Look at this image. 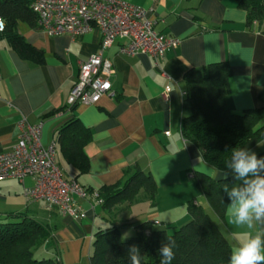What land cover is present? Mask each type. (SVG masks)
<instances>
[{
    "label": "crops",
    "instance_id": "0c3cea01",
    "mask_svg": "<svg viewBox=\"0 0 264 264\" xmlns=\"http://www.w3.org/2000/svg\"><path fill=\"white\" fill-rule=\"evenodd\" d=\"M123 1L144 8L155 31L180 42L159 61L144 54H118L116 45L111 46L104 55L113 65L116 96H103L94 104L70 108L67 98L80 62L98 51V30L75 37L49 35L19 22L15 32L40 51L27 58L0 34V153L12 149L20 119L42 121L41 143H55V163L65 180L98 191L121 181L126 171L150 173L156 185L153 206L144 199L120 204L114 211L116 224L147 220L154 228L179 226L189 220L186 204L194 200L214 217L232 249L248 232L230 223L225 213L222 220L213 215L195 184L196 172L213 178V168L181 135L185 111L180 93L189 69L226 61L231 70L226 97L230 111L264 106L259 100L264 89V23L247 24L246 12L234 0ZM166 86L171 91L165 101L161 94ZM70 119H78L90 133L84 147L88 166L82 173L65 161L55 136ZM223 176L216 170L214 179ZM32 184L29 177L23 182L0 180V216L21 215L50 228L51 237L37 251L39 256H56L61 264H90L94 233L110 224L100 202L92 196L78 199L84 216L75 218L44 202L28 201L24 190Z\"/></svg>",
    "mask_w": 264,
    "mask_h": 264
},
{
    "label": "trees",
    "instance_id": "16d2710c",
    "mask_svg": "<svg viewBox=\"0 0 264 264\" xmlns=\"http://www.w3.org/2000/svg\"><path fill=\"white\" fill-rule=\"evenodd\" d=\"M31 0H0V16L6 36L14 50L22 57L40 55V51L28 44L16 32L19 22L36 27V17L29 8ZM236 6L246 12V23H264V0H234ZM264 33V29H262ZM41 62V59H40ZM230 66L226 61L191 68L183 76L186 95L182 100L185 115L182 117V137L200 151L202 161L213 169L227 173L214 179L204 173L194 174L195 184L207 206L218 219L224 217L230 202L224 192L240 183L234 178L226 162L236 147L254 149L264 144V106L233 113L227 106L230 93ZM264 103V89L259 94ZM72 108V107H71ZM62 156L80 173L87 170L88 161L84 147L90 141V133L78 119H70L55 134ZM264 157V149L256 152ZM102 209L106 212L109 226L94 233L90 264H130V246L139 247L141 264H160L158 250L167 239L175 241V256L171 264H228L231 248L205 209L190 200L186 204L189 220L180 226L154 228L152 222L138 221L135 234L127 240L120 237V225L116 224V206L146 199L153 206L156 185L149 172L136 169L126 171L118 183L102 186L98 191ZM156 223V221H155ZM169 229V230H167ZM51 230L25 216H0V264H61L58 257H36L43 244L50 239Z\"/></svg>",
    "mask_w": 264,
    "mask_h": 264
},
{
    "label": "built area",
    "instance_id": "2783aa9c",
    "mask_svg": "<svg viewBox=\"0 0 264 264\" xmlns=\"http://www.w3.org/2000/svg\"><path fill=\"white\" fill-rule=\"evenodd\" d=\"M29 8L36 17V27L49 35L67 33L75 37L93 29L101 34L98 51L79 64L76 82L67 98L70 108L94 104L103 96H116L111 84L113 65L104 55L111 46L116 45L118 54H144L159 61L180 42L176 36L155 31L144 8L123 0H31ZM3 28L0 16V32ZM170 91V86L164 88L161 96L165 101ZM180 94L184 97L186 90ZM17 127L19 133L12 149L0 153V180L16 178L23 182L26 177L31 178L32 186L24 190L28 201L44 202L75 218L84 216L78 199L92 196L101 202L97 191L63 179L55 163V143H41L42 121L29 123L22 118Z\"/></svg>",
    "mask_w": 264,
    "mask_h": 264
},
{
    "label": "clouds",
    "instance_id": "9594fccd",
    "mask_svg": "<svg viewBox=\"0 0 264 264\" xmlns=\"http://www.w3.org/2000/svg\"><path fill=\"white\" fill-rule=\"evenodd\" d=\"M226 168L236 181L230 189L225 186L229 203L225 215L229 222L248 232L247 238L231 249L228 264H264V157L258 158L248 148L236 147ZM216 170H212L215 178ZM227 173H224L226 176ZM261 226L257 228V226ZM175 241L170 238L158 250L160 264H171L175 253ZM130 264H141V252L132 245L128 250Z\"/></svg>",
    "mask_w": 264,
    "mask_h": 264
},
{
    "label": "rangeland",
    "instance_id": "374dc122",
    "mask_svg": "<svg viewBox=\"0 0 264 264\" xmlns=\"http://www.w3.org/2000/svg\"><path fill=\"white\" fill-rule=\"evenodd\" d=\"M262 149H264V144H259L257 147H255L251 151L256 153ZM139 199H142L141 195L139 196ZM137 223H139V222H137V220H132L130 223H128L126 225H120L119 231H120V237L122 240H127L128 238H130L131 236H133L135 234V225ZM180 225H182V224H179V226ZM167 230H169V229H167ZM35 256L40 257L38 255L37 251L35 252Z\"/></svg>",
    "mask_w": 264,
    "mask_h": 264
}]
</instances>
